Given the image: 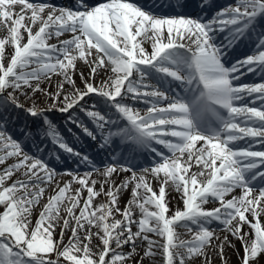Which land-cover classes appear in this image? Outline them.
Segmentation results:
<instances>
[{
  "label": "snow or ice",
  "instance_id": "6c2138e0",
  "mask_svg": "<svg viewBox=\"0 0 264 264\" xmlns=\"http://www.w3.org/2000/svg\"><path fill=\"white\" fill-rule=\"evenodd\" d=\"M167 7L175 14L158 15L127 0L95 6L88 0H72L68 6L0 0V29L7 32L0 38V165L15 160L0 170V264H62L60 257L69 264H128L137 254V240L147 242L145 257L155 256L154 248L162 249L164 264H192L193 257L210 264L208 248L218 249L222 264H227L224 248L235 247L229 236L244 250L241 264H251L264 253V187L252 183L264 184V150H252L253 142L264 147V0L224 5L216 0H168ZM65 33L71 38L61 39ZM221 33L226 35L218 42ZM53 37L56 43L50 42ZM245 41L253 43V51L229 64V50ZM8 46L11 54L6 53ZM77 60L90 65L93 78L109 66L111 74L95 84L81 73L83 87L77 88L72 77ZM53 74L63 77L55 93L41 87ZM249 74L262 82L240 83ZM65 84L72 91L61 99ZM178 89L199 95L188 100ZM29 90L52 102L26 106L20 97H28ZM248 98L260 107L248 106ZM135 103L148 106L141 112ZM55 112L66 115L65 125L75 126L92 141L95 154L76 150L65 139L50 118ZM21 114L30 123L20 126L17 137L9 128ZM208 114L218 127H202ZM122 121H127L124 127ZM67 131L72 133V128ZM37 137L50 139L77 162L76 168L58 173L50 167L51 160L43 156L46 145ZM115 138L121 141V155L126 145L133 154H154L152 166L138 173L127 158L122 163L112 156ZM29 141L33 153L25 150ZM240 141H246L244 147H237ZM100 153L111 159L97 161ZM49 157L60 159L55 151ZM80 166L91 171L80 173ZM17 173L21 178L14 179ZM120 173L131 175L115 184L112 177ZM65 175L69 179L56 180ZM52 184L56 188L33 224L32 212ZM172 187L180 194L183 210L169 208L167 189ZM237 188L240 194L226 199ZM123 190H130L131 198L121 209ZM101 195L106 202L95 204ZM210 197L219 206L205 209ZM213 221L223 225L222 240L211 227ZM177 226L186 229L190 239L182 238ZM68 230L72 234L64 244ZM93 236L102 245L98 260L92 258ZM127 245L132 250L125 253ZM50 253L56 258L47 256Z\"/></svg>",
  "mask_w": 264,
  "mask_h": 264
},
{
  "label": "bare ground",
  "instance_id": "6f19581e",
  "mask_svg": "<svg viewBox=\"0 0 264 264\" xmlns=\"http://www.w3.org/2000/svg\"><path fill=\"white\" fill-rule=\"evenodd\" d=\"M56 1H57L56 3H59L60 0L59 1L56 0ZM136 1L139 2L140 0H136ZM127 2H130V1L127 0ZM219 2H220V5H224L225 3L233 2V0H219ZM144 3H145V5H147V2H144ZM97 4H99V2H97ZM97 4L93 3V4H90V5L95 6ZM167 4H168V2L166 0H154V1H152L149 4V7H153V9L158 10V11H172L170 8H167ZM171 15H173V14H171ZM6 35H7L6 30L0 29V38H3ZM71 35H72L71 33H65L61 37V39H69V38H71ZM224 35H226V34L225 33L219 34L218 37H217V41L218 42L223 41ZM25 42H26V34H25ZM50 42L51 43H56L57 42L56 38L55 37L52 38V40ZM144 46H145L146 50L151 48L150 43H147V42L144 44ZM230 51L231 50H229V54H232V53H230ZM252 51H253V43L250 44L249 51L246 54L242 55V56H246V55L250 54ZM12 52H13V49L10 46L6 47V53L11 54ZM229 54L226 57V59L228 61H230V63H231L233 60L229 57ZM240 57L241 56H239V58ZM6 63H7V61H5V66H6ZM81 73H83L84 78L88 79L89 82H94L95 84H100L103 80H107L109 78V75L111 74V66H109L107 72L101 70L93 78L90 75V65L85 63V61L77 60L75 62V69L72 72V77H73V80L75 81V85H76L77 88H82L83 87V80L81 79ZM245 77H246V79L248 80L249 83H260V82H262L258 78L256 79L257 76L253 75V74L246 75ZM62 81H63V77L61 75L53 74L51 76L50 80H44V81L41 82V87L43 89H45L46 91H48V92L55 93L57 91V85L59 83H61ZM70 91H72L71 86L65 84L64 93H62L61 99H63V95L64 94H67ZM27 98H29V99H27ZM22 99L24 101L29 100V101H31L30 104L35 103V104H38L40 107H46L47 104H50L52 102L43 93H39L38 92V93L33 94L30 90H29V96L28 97H23ZM250 100L251 99H247L246 100V102L248 103V106L252 107V105H256L255 107H260L259 102H257L256 104H252ZM139 104L140 103H135L136 106L134 108L138 109L139 108V106H138ZM237 106H240V105H237ZM139 110H141V112L144 111L142 109H139ZM222 115L224 117H227V114H222ZM238 122L241 123V125L243 126V121H238ZM57 124H58L57 125L58 129L61 131V133L63 134L65 139L67 141L70 140L71 139L70 135L68 133L64 132V129L60 128L61 126H60L59 123H57ZM9 130L11 132H14V134L19 135V133L15 132L13 125H10ZM37 141L39 143H43V144L46 142V146H50L52 144L50 139H44V140L41 141L40 138L37 137ZM202 143H203L202 141L198 142V146H199V144H202ZM28 144L31 145L30 147H32V151L35 152L36 149L32 145V142L29 141ZM245 144H246V141H242V145L240 147H244ZM260 146L261 145L259 143L253 142L252 150H258V148ZM158 149L161 150L165 155L171 156V153L168 152L167 149H166V152L163 151L162 147H158ZM125 151H126V149L124 148L123 153ZM112 156H117V158H119L122 163L125 162V158H127V163L133 165L131 163V156L129 154H127V156H125V154L121 155L120 151H119L118 153L112 154ZM105 157L106 156H102V154H99L98 156H96V159H99V160H110L111 159V156H107L106 158ZM151 158H153L152 154L149 157V159L151 160ZM14 162H15L14 159L9 158L5 162L4 165H0V170H2L3 167H6L8 164H11V163H14ZM97 166L102 168L103 164L101 163L100 165L98 164ZM147 166H148V164H143L142 166H139L138 169H135V171H137L139 173V171L142 168L147 167ZM81 167L84 168V166H80V168ZM149 167H151V166H149ZM193 170H197L195 168V166L193 167ZM78 171L80 173H83V172H85L87 170H78ZM90 171H91V169H90ZM128 175H131V173H120L118 175L114 174L113 177H112V182H114L115 184H119L124 179V177L128 176ZM13 178L14 179L21 178V174L17 173V174L14 175ZM94 178H98V177H94ZM67 179H69V177H67L66 175L63 176V177H61V176H57L56 177L57 181L67 180ZM149 179H152V178L149 177ZM152 183H153L154 188L157 190V194H158V184L156 183L155 180H152ZM252 183H253V186H255V184H257L258 182L256 183V181H253ZM60 186H63V185L61 184ZM74 187H76V185H74ZM54 188H56V184H52V185L48 186L46 188V191H45V194H44L43 198L40 200L39 204H37L35 206V208H34V210L32 212V217H31L33 224L35 223V220L38 218L39 213L42 210L43 204L47 202L48 196L53 194V189ZM97 190H99V185H97ZM167 191L170 193V195L167 198L170 200L169 208L171 209V211L175 212L178 208L183 210V207H184L183 206V202L180 199V194H178L175 191V188L174 187L169 188V189H167ZM239 194H240V189H238V188L234 189L233 193H230L226 197V199H230L232 197V195H237L238 196ZM83 195L86 197V195H87L86 191L83 193ZM130 198H131L130 190H123V191H121L119 193V206L121 207V209L123 208V206L125 205L127 200L130 199ZM104 202H106V197L104 195H101V196L97 197L95 199V201H94L95 204L104 203ZM81 204H82V201H81ZM218 206H219V201L212 200V198L210 197L209 198V202L206 203L203 207L205 209H212V208L218 207ZM136 216H137V218H139V210H138V213H137ZM116 218H120L119 213L116 214ZM215 222L216 221H213L211 227L216 230V235L219 236L220 239L222 240L224 235L226 234L225 232L222 231L223 225L218 226L219 223H215ZM61 223H62V221H61ZM262 223H264V219H262ZM91 231L93 233H95L96 229L93 227V228H91ZM176 231L181 234L182 238L190 239V235H185L184 231L181 229V227L177 226ZM244 231H248V228L245 227ZM71 234L72 233H71L70 230L66 231V234H65V236L63 238V243L64 244L68 243V238L71 236ZM84 235H85L84 232L80 233L81 238H83ZM55 236H56L57 240L60 239V237H59V229H57V232H56ZM149 237L151 239H153V240H159L160 242H163L162 238L156 236L155 234L149 233ZM229 239L232 240V243L235 245V247L234 248H229V247L226 246L224 248V256L227 259V264H241V258L244 255V250L241 247V244H240L239 241L235 240L231 236H229ZM217 243L218 242L214 239L213 240V244H217ZM113 247H114V245H113ZM124 248L122 250H129V248L128 249H124ZM91 249H92V252L94 253V256L92 258L98 260V254H99V251L102 250V245H100L99 240L95 236H93V239L91 241ZM146 249H147V242L146 241H142L140 244L136 245V253L137 254L134 255V258L132 260H130L128 262V264H139V262L141 260H142V264H164V257L162 255V249L154 248L153 251L156 253L155 256L145 257L144 256V252H145ZM206 251H207V254H208V258L210 260V264H222L218 249L208 248V249H206ZM78 255H82V253H79ZM47 256L51 257L52 259L56 258L55 254H51V253L47 254ZM108 258L110 259V256ZM60 259L62 261H64L66 264H69V262L66 261L63 257H60ZM192 264H205L204 258L203 257H198V258L197 257H193ZM251 264H264V253H258V257L257 258H252Z\"/></svg>",
  "mask_w": 264,
  "mask_h": 264
},
{
  "label": "rangeland",
  "instance_id": "374dc122",
  "mask_svg": "<svg viewBox=\"0 0 264 264\" xmlns=\"http://www.w3.org/2000/svg\"><path fill=\"white\" fill-rule=\"evenodd\" d=\"M54 38V37H53ZM147 51L150 53L151 52V48L150 49H147ZM23 97L21 96L20 97V99H21V101L22 102H25L26 103V106H31L32 104H30L31 103V101H29V100H26V101H24L23 99H22ZM27 99H29V98H27ZM136 105L135 104H133V107H135ZM147 106L148 105H146V104H143V103H140L139 104V107L140 108H138V109H142V110H146V108H147ZM11 115L13 116V117H15L16 115H17V113L16 112H12L11 113ZM51 119H53V122L54 123H59L60 124V128H62V129H64V130H67V128L68 127H71L70 125H65V120H66V115H62L61 113H59V112H55L51 117H50ZM18 121H20V122H23V123H30L29 121H25L24 119H23V115L21 114V117H20V119L18 120ZM58 125V124H57ZM16 126H17V128H20V126H21V124L20 123H18V124H16ZM74 131V130H73ZM264 149V147H260L259 149H258V151L259 150H263ZM148 156V155H147ZM156 160H158V159H156ZM101 164V163H100ZM151 164H152V161H151ZM64 168H60L59 169V171H57L58 173H63L64 172ZM83 170H87V171H90V168H84ZM259 187H264V185L263 184H260L259 186H258V188ZM3 211V208L2 207H0V212H2ZM137 213H138V209H137V211H136V215H137ZM215 223H218V222H215ZM218 226H221L220 224H218ZM181 229L184 231V234L185 235H189L187 232H186V229H184L183 227H181ZM133 231H135V226L133 227ZM142 241L141 240H137V243H136V245H138V244H140ZM162 243V242H161ZM129 248V250H122L123 252H125V253H127V252H129V251H131V249H132V245H127V246H125V248L124 249H128ZM14 251H15V249H14ZM61 260V259H60ZM61 262H62V264H66L64 261H62L61 260Z\"/></svg>",
  "mask_w": 264,
  "mask_h": 264
}]
</instances>
